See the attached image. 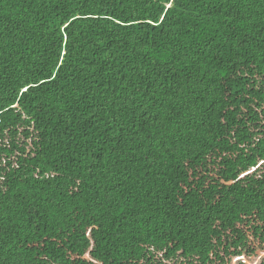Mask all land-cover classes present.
Segmentation results:
<instances>
[{
  "label": "trees",
  "instance_id": "obj_1",
  "mask_svg": "<svg viewBox=\"0 0 264 264\" xmlns=\"http://www.w3.org/2000/svg\"><path fill=\"white\" fill-rule=\"evenodd\" d=\"M264 0H0V264H264Z\"/></svg>",
  "mask_w": 264,
  "mask_h": 264
},
{
  "label": "snow or ice",
  "instance_id": "obj_2",
  "mask_svg": "<svg viewBox=\"0 0 264 264\" xmlns=\"http://www.w3.org/2000/svg\"><path fill=\"white\" fill-rule=\"evenodd\" d=\"M262 163H264V162H262Z\"/></svg>",
  "mask_w": 264,
  "mask_h": 264
}]
</instances>
